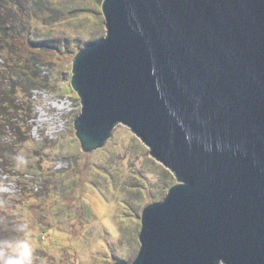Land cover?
I'll return each mask as SVG.
<instances>
[{
    "label": "water",
    "instance_id": "95a60500",
    "mask_svg": "<svg viewBox=\"0 0 264 264\" xmlns=\"http://www.w3.org/2000/svg\"><path fill=\"white\" fill-rule=\"evenodd\" d=\"M70 87L84 153L121 124L176 184L130 263L264 264V0H102Z\"/></svg>",
    "mask_w": 264,
    "mask_h": 264
},
{
    "label": "rangeland",
    "instance_id": "374dc122",
    "mask_svg": "<svg viewBox=\"0 0 264 264\" xmlns=\"http://www.w3.org/2000/svg\"><path fill=\"white\" fill-rule=\"evenodd\" d=\"M101 1L0 0V20L22 39H67L76 52L105 35ZM75 54L50 53L40 66L49 84L31 91L27 126L0 132L8 162L0 163V227H20L16 253L46 249L54 264L130 263L139 250L141 209L162 201L177 182L121 124L101 149L81 151L74 127L80 99L70 87ZM11 165L17 172H4Z\"/></svg>",
    "mask_w": 264,
    "mask_h": 264
},
{
    "label": "trees",
    "instance_id": "16d2710c",
    "mask_svg": "<svg viewBox=\"0 0 264 264\" xmlns=\"http://www.w3.org/2000/svg\"><path fill=\"white\" fill-rule=\"evenodd\" d=\"M69 12L71 13L72 11ZM52 18L49 19L52 20ZM21 36L22 34L19 32L2 25L0 20V60L2 59V63H0V132L10 129L14 130L19 125L27 126L26 120L30 118L31 91L46 89L49 84L46 76L41 74L40 66L46 64L50 53L67 56V53L73 54L77 52L69 51L70 41L67 39L62 40L51 37L29 39L25 36L22 39ZM17 39L18 45H20L18 49L14 46ZM17 139L18 137L15 141ZM27 140L28 138L24 139V141ZM132 142L134 146L143 150L136 139H132ZM1 147L0 143V152ZM6 158L5 152L0 153V163H4L7 168L8 162H6ZM11 166L15 169L10 168L9 171L5 169L4 172L7 174L11 171L17 172V168L13 165ZM172 185L170 183L166 188ZM65 189L67 190L68 186ZM18 231H21V229L17 225L8 226L7 231L0 227V264H54L48 258L50 255H45L47 254L46 249L28 250L24 254L16 253L13 246Z\"/></svg>",
    "mask_w": 264,
    "mask_h": 264
}]
</instances>
